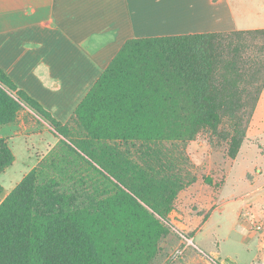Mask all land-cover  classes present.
<instances>
[{"label":"trees","instance_id":"16d2710c","mask_svg":"<svg viewBox=\"0 0 264 264\" xmlns=\"http://www.w3.org/2000/svg\"><path fill=\"white\" fill-rule=\"evenodd\" d=\"M248 33L129 39L67 122L0 67V126L29 110L59 137L0 202V264H152L198 180L188 142L226 118L231 159L244 142L264 89V52L230 49ZM14 160L0 137V174Z\"/></svg>","mask_w":264,"mask_h":264},{"label":"crops","instance_id":"0c3cea01","mask_svg":"<svg viewBox=\"0 0 264 264\" xmlns=\"http://www.w3.org/2000/svg\"><path fill=\"white\" fill-rule=\"evenodd\" d=\"M253 5L235 9L232 0H0V67L56 119L67 122L127 40L264 29V16ZM254 113L248 139H264V121H257L264 113V89ZM32 127L23 122L21 128L32 132L19 133H38ZM0 137L10 144L9 137Z\"/></svg>","mask_w":264,"mask_h":264},{"label":"rangeland","instance_id":"374dc122","mask_svg":"<svg viewBox=\"0 0 264 264\" xmlns=\"http://www.w3.org/2000/svg\"><path fill=\"white\" fill-rule=\"evenodd\" d=\"M248 3L264 16V0H232L235 9ZM257 30H250L253 33L235 41L230 49H241L248 60H258L264 52V30ZM261 76L263 80L264 72ZM249 111L243 120L246 137L234 159L228 137L233 125L228 118L218 128L202 130L186 145L198 180L178 195L169 216L175 233L162 240L152 264H264V139H248V130L256 120V114ZM261 120L264 113L257 118ZM23 122L29 128L35 126L38 133L20 134L32 132L21 128ZM0 134L9 137L15 155L13 164L0 174L4 187L1 202L57 145L59 137L29 110L23 111L16 123L1 125ZM253 221L262 228L257 229Z\"/></svg>","mask_w":264,"mask_h":264},{"label":"built area","instance_id":"2783aa9c","mask_svg":"<svg viewBox=\"0 0 264 264\" xmlns=\"http://www.w3.org/2000/svg\"><path fill=\"white\" fill-rule=\"evenodd\" d=\"M253 222H254V225L256 226L257 229H261L262 228V226L260 224L256 223L255 221H253Z\"/></svg>","mask_w":264,"mask_h":264}]
</instances>
